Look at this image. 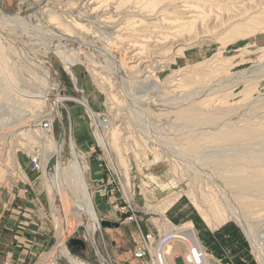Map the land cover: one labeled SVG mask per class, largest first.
<instances>
[{
	"label": "rangeland",
	"instance_id": "obj_1",
	"mask_svg": "<svg viewBox=\"0 0 264 264\" xmlns=\"http://www.w3.org/2000/svg\"><path fill=\"white\" fill-rule=\"evenodd\" d=\"M38 1L39 0H28V3H26L22 0H0V6L5 10L4 12L16 19L17 27L16 25L12 26V30H14V33H16V30L22 33H17L20 36H18L19 40L25 43L28 49L32 50V54L35 57L44 61L52 70L55 81L59 85L56 90V95L70 100L63 101V104L61 103V121L66 132L64 138L66 150L62 154L64 166H68L70 160L75 158L73 157L75 154L83 158L85 168L83 171L84 178L100 224L102 221L118 224V227L115 228L101 227L99 231L91 235L84 220L77 218L75 221L76 230L74 231L72 230L73 228L69 226L68 212L56 201L53 209L56 210L59 219V238L66 246L69 253L88 264H143L133 258V252L135 250L134 240L138 238L139 231L148 237V239L155 238L156 227L160 228L159 224L168 219L173 224L179 226L191 223L195 234L200 237L203 246H206V248L210 247L213 249V242L208 239L207 234L209 230L216 231L220 237V253L224 254L226 258L225 260L222 259L220 264H263L258 259L245 232L236 221L232 219L216 229H212L187 196L186 193L188 190L193 191V193L196 194L197 200L199 197V203H201L202 201L200 200L208 199L210 192L216 195L217 188L212 182L198 175L195 176L196 174H193L194 169H192V172H185V177L189 180L177 183V179L179 180L181 178L175 177L173 169H171L173 168V163L165 160V155L163 153L161 155L162 157L158 159L155 164L150 165L155 158L154 155L159 154V152L148 149V146L150 147L152 144H148L146 148L144 145L145 141L143 142L144 139L142 137L145 135L143 132L144 129L147 128L151 131L153 130L154 133L164 141L166 140L174 144V148H186L185 151L190 161L195 160L194 162L200 163L198 168L201 171H204V168L206 170L207 167V170L212 171L217 179L220 181L223 180L222 184L226 185L228 191L235 198L237 205H239L240 208L243 207V209H245L244 212L248 211L246 213H248L253 226L255 221L264 219V197L262 196V194L264 195V182L252 186L250 182L245 181L246 184L250 185V188H247L246 191H250V194L261 193L263 198L248 196V203L244 201L239 202L241 199L244 200V197L237 192L243 189L245 182L237 179H240L241 176H245V174L249 175L251 165L240 164V166L234 167L232 165L216 164L219 161L221 162V156H229L230 154H236L242 158L257 157V159L263 161L260 156L264 158V142H262L264 136L258 134V137L256 133L251 138H249L250 136L236 138L230 146L224 147L222 145L224 148L228 147L227 150H224L223 147V150H221L220 143L207 142V139L214 136L212 134H216L218 131H213L211 135L209 132L204 135H198L199 133H196V130H192L193 132L189 130L190 128L198 126L197 132H201L202 130L204 131L207 128H212L220 124L222 119H230L229 121L233 122L232 124L236 128L239 126V128H241V126L242 128L249 126L253 127L252 125L264 122V102H259L260 95H264V78H254L250 81V84L256 88L254 92H251V97L246 99L241 93L244 84L236 82V77L240 73H248L252 68L258 66L260 68V61L264 60V30L259 29L264 27L260 25L264 23V3H262V5H256L258 4L256 3V7L246 8L244 12L239 13L236 17H234V10H231L228 13L230 15L227 16L225 12L227 8L225 6L220 7V5H216L213 9L214 15H219V12L226 14H223V16L221 18L219 17L216 21L215 19H211L206 23L196 24L190 34H181L177 36L176 39L174 38V41H172L174 45L170 46L168 44L158 52H154L155 54L162 52L160 59H155L158 67L155 69V72H159V78L164 81L165 85L162 91L167 92L177 89V85L183 86V88L177 89L175 92L176 97L172 96L164 99L165 94L161 95L162 92L153 91L149 94L147 91V94L145 88L139 90L140 92L144 91V95L136 91H134V95H132L127 92L126 89L118 87V89L112 93L116 96L117 101H111L108 96V90H106L110 86H99L96 77L93 76L91 71H99L97 66L106 65L107 61L105 60L106 57L104 52H109L108 54L115 57L116 59H114L116 61L124 60V64L126 66L128 65L127 67L134 66L135 63H132L133 65L128 63L126 57L134 54L135 51L126 55L124 58L123 50L121 49L123 46L127 45V41L122 43L115 40L112 45L109 44L110 47H107L108 43L106 44V40L103 38H101V41L100 37L94 36L90 38L83 33H79L78 37L81 39H72L60 28H55L54 25H49L47 23L42 27V31H39L37 23L41 21L40 16L36 15L35 12H33L34 10H31V12L29 9L30 5ZM46 1L47 0H40L39 3L42 2L44 5L47 3ZM147 1H154L156 5L166 6L171 1L178 0H98V3L101 4L100 7L102 10H108L107 12L109 13L105 15L106 17L111 16V12L113 11L112 8L117 9L116 15L114 14L112 19H121V16L125 15L124 18L121 19L119 27L112 30V32H115L117 29L121 28L125 22L134 21L143 15H147V12L150 11L146 8ZM188 1L190 6H197V3H199V0ZM198 5L200 6V4ZM208 7L206 9H208ZM231 15L234 19L230 17ZM161 17L162 16H158L159 19L157 18L155 20H160ZM134 26L133 28L132 26L122 27V37H128V35L130 36L133 34L130 38L126 39L132 40L131 42L136 45L144 44V40L146 37L148 38L150 34H146V31H143V33L140 32L141 35L137 33L129 34L128 32H132L133 29L135 30L134 32H137L139 30H146L147 28H137V26ZM257 26L259 27L257 28ZM122 29L126 31H122ZM164 29H167V27ZM23 30L26 32L24 33ZM52 33L64 35L66 37L52 39ZM154 35L158 36L160 33ZM83 36L87 40H85ZM36 37L39 38L37 39ZM83 40L85 41L81 42ZM57 47L61 48L59 49ZM179 49L183 50L181 55L177 54ZM60 50L69 53L72 51L81 53L79 63L74 67L71 65L69 66L73 69V74L77 79V88L68 75L67 68L64 67L63 63L56 56V51ZM149 50L150 49L146 50L144 57H150L148 54ZM83 54L89 59L92 58L91 64H89V59L87 60L84 58ZM145 59L150 60L147 58ZM93 65L96 67H93ZM179 70L181 71L179 72ZM261 72L264 74V70ZM22 74V76L27 79V75L25 73ZM172 74L175 75L173 76ZM169 75L172 76L170 79L167 78ZM173 84H175V88H168V86H172ZM5 85H8L6 91H4ZM135 89L137 88L135 87ZM9 92L11 94L13 93L12 87L7 83L3 74L0 73V112L6 113L4 110L7 107L5 106L9 103H13V100L10 101L8 99ZM178 96L181 98L178 99ZM84 98L89 101L90 108L98 113L101 119L111 121V126L119 130L120 135H118V142L122 156L126 159L127 169L121 163L115 149L113 150V143L110 139L111 136L107 133L109 130H98L100 133L99 135L103 138L104 146L98 143L96 136L94 137L96 130L93 127V121L87 116L88 110L83 105ZM175 99L176 101L174 102ZM202 101L205 103L202 108L209 110L211 113L210 115L214 113V115L211 116L212 120H206L204 116L201 115L195 120L186 121L185 119L177 117L178 108L175 107L176 110L172 108L175 103L182 104L185 102V107L194 106L199 109L201 107L199 103ZM109 103H112V105H109ZM20 104L15 106L19 107ZM251 104H253L255 108L253 105L251 106ZM2 105L4 110L2 109ZM131 108H133L135 114L130 113L132 112ZM8 109L10 108L8 107ZM31 109L35 114L42 115L39 108ZM143 110L145 112L146 110L148 111V114L146 113L147 116L142 113ZM132 115H134L137 120L133 118L134 116ZM43 118L45 117H42L40 120ZM54 119V128L51 135L54 137L56 143H58L62 138L63 126L58 118ZM182 127H186L185 129L187 132L184 129V131L182 130L181 132L178 131L175 133L176 130H180ZM25 129H27V127H23L19 130ZM230 129L231 128L228 130ZM13 133L16 134L17 132H12V129L8 130L6 135L10 136L6 139L4 144H0V202L1 199L5 205L14 202L12 193L22 185V181L25 182L28 179L35 181L37 191L45 202L47 210L45 218L43 219L45 224L44 227L49 229V233L47 232V239L44 241H39L38 237L34 235L32 256L30 255L26 260L23 256L20 258L18 257L19 262L15 264H68L66 259L60 256L58 257L56 254L54 256L49 255L47 260H44L45 255L52 251L57 240V221L54 219L52 207H50L51 196L45 185L43 171L41 168L42 174L31 171L27 153L24 152L22 147L20 148L22 143L25 142L13 136ZM260 136L263 138L261 139ZM201 139L204 141L201 142ZM193 143H200V145L198 147L194 146L196 148L192 149L191 144ZM34 150L40 153L38 148ZM167 150H169V148H167ZM135 153L138 155L135 156ZM194 153H197L195 159L192 156ZM5 165L7 166L5 167ZM105 165L117 168L120 175L119 181L115 178L113 171L109 172L106 170L104 167ZM196 167L197 165H195L194 168ZM238 167L242 168L237 170ZM242 170H245V173ZM208 171L204 172L206 173ZM247 171L249 174H247ZM221 176H230L233 181H230V179H228L229 177L227 178L228 180H224ZM185 177H182V179H185ZM239 186H241V188ZM123 195H127L128 200L123 199ZM178 195H180L178 201L165 210L163 216L159 213L160 211L157 212L161 209V206L163 207L165 201L171 200ZM155 208L156 210L154 211ZM202 208H206L203 202ZM243 209L241 208V210ZM129 217H132V220L127 219ZM256 226L257 225H255V227ZM76 240L81 241L83 246L81 247L79 244L73 243V241ZM99 243L105 245L106 262L101 260L103 253ZM5 254H7V259L12 260L13 252ZM211 255L212 253L207 252V264H210ZM171 258V261L175 259V264H183L179 259L175 257Z\"/></svg>",
	"mask_w": 264,
	"mask_h": 264
},
{
	"label": "bare ground",
	"instance_id": "obj_2",
	"mask_svg": "<svg viewBox=\"0 0 264 264\" xmlns=\"http://www.w3.org/2000/svg\"><path fill=\"white\" fill-rule=\"evenodd\" d=\"M22 1L28 3V0H22ZM39 1L29 6L30 11L34 10L33 12H35L36 15L40 16L41 21L37 23L39 27L37 28L39 31H42V27L45 25V23H47L49 25H54L55 28L56 27L58 29L60 28L61 30L65 32L67 36H69V38H72V39L74 38L79 39L80 38L78 37L79 33L81 34L83 33L87 37H90V38H93L94 36L100 37V39L103 38L104 40H106L105 41L106 44L108 43L107 47H110L109 44L112 45L115 40L122 42V43L127 41L128 42L126 43L127 45L123 46V48L121 49L123 50L122 52L124 54L123 56L124 58L126 57V55H129L135 51L134 54L126 57V60H128V63H131V64L135 63L134 66L127 67L128 65L126 66L124 64V60L116 61L115 57H113L111 54H108L109 52H104L105 57H106L105 60L107 61L106 65L97 66L99 68V71H95V70L91 71L93 73V76L96 77L99 86H102V87L105 85L110 86L106 90H108V96L111 101L116 100V96L112 93L113 91L118 89V87H121L122 89L123 88L126 89V91L131 93L132 95H134L133 94L134 91L140 92L139 91L140 89L145 88L146 93L148 91L149 94L150 92L152 93L153 91L154 92L159 91V93L162 92L161 95L162 94L166 95V96L164 95V99L170 98L172 96L176 97L175 92L177 91V89L183 88V86L177 85V89L169 90L167 92L162 91L163 88H165L164 81H162L159 78L160 77L158 74L159 72L158 73L155 72V69L158 68L155 59H160L162 52L157 53V54H155L154 52L155 51L158 52L160 49H162L164 46L168 44L170 46L174 45L172 42L174 41V38L176 39V37L180 36L181 34L182 35L190 34L193 31L196 24L206 23L210 21L211 19H215L216 21L218 20L219 17L221 18L223 14H226V13H227V16H229L230 14L228 13L231 10L235 11L234 12L235 15L234 14L232 15L236 17L239 13L244 12L246 8H251L254 6L256 7V5H262V3H264V0H199V3H197V6H193V5L190 6L188 0L187 1L178 0V1H171L166 6H159V5L154 4V1H149V2L147 1L146 8L150 10L147 12V15H143L142 17H139L141 19L138 18L137 20H134V21L131 20V21L125 22L124 25L122 26V27L132 26L133 28V26L135 25L137 26V28L138 27L147 28L146 30H139L137 32H134L135 30L133 29L132 32H128L129 34L137 33L141 35L143 31H146V34H150V36L148 35L149 37L148 38L146 37V39L144 40L145 41L143 42L144 44L136 45L135 43L131 42L132 40L126 39V38H130V36L133 34H131L130 36L127 34L128 37H122L121 35L122 27L117 29L115 32H112L114 28L119 27V23L121 19L124 18L125 16V15H122L121 19L119 18L112 19V16L114 17V14L116 15V10H117L116 8H112L113 11L111 12V16L106 17L105 15L109 12H107L108 11L107 9L105 10L101 9L100 7L101 4L98 3V0H50V1L47 0L46 1L47 3H45L44 5L42 2L39 3ZM198 4H200V6ZM216 5H220V7L225 6L227 8L225 10L226 13L222 14L221 12H219L220 16L214 15L213 9L215 8ZM207 7L208 9H206ZM4 11L5 10H3L2 7L0 6V73L3 74V77L6 79L7 83H9L10 86L12 87L13 93L11 94L9 92L8 99L10 101L13 100V103L7 104V106H5L7 107L5 110L2 105V109L6 113L0 112V144H4L6 139L10 136V135H6V132L12 129V132H17L16 134L13 133L14 134L13 136L18 137L20 140L25 142V143H22V146H20V148L22 147L24 152L27 153V155H30L31 153H34V152H38L34 150L35 148H38L40 150V154H39L40 158H39L38 164L41 170L43 171L45 185L51 196L50 207H52V211H53L52 215L54 216V219L57 221V232H56L57 240H56L54 247L52 248V251L45 255L44 260L46 261L49 255L54 256L56 254V256L58 257L60 256L66 259L68 264H88L72 256L67 250L66 246L63 244L62 240L59 238L60 237L59 230H58L60 228L59 219H58L56 210L53 209L55 202L58 201L61 204L62 208L66 212H68L69 226L72 227L73 228L72 230L74 231L76 230L75 221L77 218H81L84 220L89 230V233L91 235H94L102 227L100 224V220L97 216L95 206L93 202L91 201L90 192L87 189V183L85 181L84 173H83L85 169L83 158L75 154V156H73L75 158L70 160L68 166H64V163L62 162V154L66 150L65 149V139H64L65 135L62 136L60 142L56 143L54 137L51 135L53 130L51 132L48 130L49 134H46V132L42 133V131L38 127L39 121L42 117L52 119V116H53L54 118H58L59 120H61V115H62L61 109H62V104H63L62 102L70 101V100H66L65 98H61L56 95V90L59 87V85L55 81V77H54L52 70L49 68V66L46 65L44 61L35 57L32 54V50L28 49L26 44L19 40L20 36L17 33H20V34L22 33L17 30H16V33H14L13 32L14 30H12V26H15L17 24L16 19L14 17H11ZM232 15L230 16L231 18L233 17ZM158 16H162L161 19L155 20L158 18ZM234 17L232 19H234ZM260 25L264 26V23ZM163 27L164 28L167 27V29H164ZM258 27L259 26H257V28ZM22 28H19V29H22ZM259 29L264 30V27L259 28ZM123 30L125 29H122V31ZM23 32L25 33L26 31L23 30ZM159 33L160 35L158 36L154 35V34H159ZM44 37H41V38H44ZM51 37L52 39L53 38L61 39L62 37L65 38L66 36L64 35L62 36L59 34L57 35V34L52 33ZM140 39L143 40L142 38ZM85 40L81 42H84ZM148 49H150L148 54L150 55L151 58L149 56L144 57V54L146 50ZM182 51H183L182 49H179L177 51L178 52L177 54L181 55ZM56 56L63 63L64 67L67 68L66 69L67 73L71 77L76 87L78 82H77L75 75L73 74V69L70 68L69 66L71 65L74 67L77 65V63H79L81 59L80 58L81 53L80 52L76 53L74 51L69 53L67 51L60 50V51H56ZM83 56L87 60L89 59L84 54ZM145 58L150 59V60H146ZM91 59H89L90 61V63L88 62L89 64H91L92 62ZM260 65H261L260 68L259 66L252 68L250 72L240 73L236 77V82L244 84V88L241 93L245 99L248 97H251L250 96L251 92L252 91L254 92L256 88L252 86V84H250V81H252L254 78H264V74H262L261 72L262 70H264V60L260 61ZM158 66H159V63H158ZM93 67H96V66L93 65ZM181 70H184V69H181ZM181 70H179V72ZM22 73H25L27 75V79L22 76L23 75ZM171 77L172 76L170 75L167 76L168 79H170ZM7 87L8 85L7 86L5 85L4 91H6ZM135 87L137 89H135ZM171 87L175 88V84H173L172 86H168V88H171ZM143 92H140V93H143ZM144 94L145 93H143V95ZM177 98L180 99L181 97L178 96ZM259 99H260L259 101L260 103L264 102V95H260ZM156 101H159V100H156ZM175 101L176 99L174 100V102ZM83 103H84L83 105L85 106V108H87L89 113H92V112L94 113L93 118L96 123L94 124L96 126L94 137L96 136L98 143L101 144V146H104L103 138L99 135L100 133L98 132V130L99 131L104 130V129L109 130L107 133L110 134L111 136L110 139L113 143V150L115 149V151L117 152L120 158L121 163L126 168L127 162L124 156H122L121 148L118 142V135H120L119 130L114 126H111L112 124L111 121L99 118L98 113H96L90 108L89 101L87 99L84 98ZM179 103H175L172 107L174 109L175 107L178 108L177 117L181 119H185L186 121H192L202 115L204 116V119L212 120L211 116H213L214 113H212L213 115H210L211 113L209 112V110L202 108L205 105L204 101L199 103V105L201 106L199 109L195 108L194 106L191 107L190 105H189L190 107H185L184 106L186 105L185 102L182 103L183 105ZM17 104H20V106L16 107L15 105ZM109 105H112V103H109ZM252 105L253 104H251V106ZM8 107L10 109H8ZM31 108H39L41 110L40 113L42 115L35 114ZM131 109H132V112H130L131 110L129 112L134 113L133 108ZM0 111H1V107H0ZM142 113L148 114V111L146 110L145 112L143 110ZM133 118H135V116ZM135 119L137 120V118ZM229 120L230 119H224V120L222 119L220 124L212 128H207L204 131L202 130L201 132H197L198 126L190 128L189 130L190 132H193L192 130H196V133H199L198 135H204V134H207L208 132L211 135L213 131H218V133L216 134L213 133L212 135L214 136L209 137L207 139V142L216 143V144L220 143L221 150H223L222 149L223 146L224 147L230 146L233 143V140L236 138H242V137L245 138V136H250L249 138H251L256 133H257L256 136H258V134L264 136V122H259L258 124L255 123L256 125L251 124L253 127L243 126L244 128H242L241 126V128H239L240 127L239 126L238 128H236L235 126H233L232 124L233 122ZM23 127L25 128L27 127V129L20 131L19 129ZM182 128L180 130H176L175 133L178 131L181 132L182 130L184 131L186 127L183 129ZM229 128L231 129L228 130ZM143 129H144V126H143ZM152 131L147 128L144 129L143 132L145 135H143L142 137L144 139L143 142L145 141L144 145L146 148L148 144H152L150 147L148 146V149L159 152V154L154 155L155 158L150 163V165L155 164V162H157L158 159L162 157L161 155L163 153L165 155L164 159L169 161L170 163L171 162L173 163L172 164L173 168L171 169H173V174L175 175V177L181 178L179 180L177 179V181L175 180L177 183L183 182L184 180H189L187 177H185V172L186 173L188 171L192 172V169H194L193 174H196L195 176L198 175L199 177L206 178V180H209L210 182H212V184L217 188V193L215 195V193L210 192L208 199L205 197L207 199V200L205 199L206 201L203 199L204 197L201 198L203 200H200V201H202L203 204L206 205L205 209L202 208V202L199 203V197L197 200V197L195 196L196 194H194L193 191L188 190V192L187 193L185 192V193L187 194L189 199L193 202L195 207L200 211L202 217L206 220L207 224L212 229H216L217 227L223 225L229 220L233 219L234 221H236L241 226L246 236L248 237L254 251L257 254L258 259L264 264V219L258 220L255 222L253 221L254 226L252 225L253 223L252 221H250L248 213H246L248 211L244 212L245 209H243V207H241L243 209L241 210L240 206L237 205L235 198L228 191L226 185L222 184V181H223L222 179L224 180L230 179V181H233V179L230 178V176H228L229 178L227 176H224V177L221 176L222 181H220L219 179H217L216 175L212 171L207 170V167H206V170L204 168V171H208V172L205 173L204 171H201L198 168L200 163L198 164L194 162L195 160L190 161V158L188 157V154L185 151L186 148L176 149L174 148L175 147L174 144L166 140L165 142L156 133H154V131L153 132ZM262 138L263 137H261V139ZM200 141L202 142L204 140L201 139ZM262 142H264V140ZM199 145L200 143H193L191 144V147L192 149H195ZM167 148H169V150H167ZM227 148H224V150H227ZM196 154L197 153H194L192 155L194 159L196 158ZM136 155L138 154L135 153V156ZM221 157H222L221 162L219 161L218 163H216L217 165L224 164V165H232L234 167H237L238 165L240 166V164H243V165L250 164L251 165V169L249 170L250 174L247 171L248 172L247 174L249 175L245 174V176H241L240 179H237V180H241L243 182L245 181L250 182L251 183L250 185L252 186L254 184H260L264 182V158L262 156L260 157L263 159V161L260 159H257V157L242 158L240 156H237L236 154H232V155L230 154L229 156L227 155V156H221ZM195 165H197L196 168H194ZM6 166L7 165H5V167ZM241 168L242 167H238V169L237 168L235 169L240 170ZM245 169H246V166H245ZM242 171H244L245 173V170H242ZM182 177L183 178L185 177V179H182ZM243 182H240V183H243ZM244 184L245 185H243V189H240V191L237 192L238 194L243 195L244 197L243 198L244 200L241 199L239 201L237 199L239 202L244 201L248 203L249 201L248 196H252L254 198L264 197L263 194H262L263 197L261 196V193L250 194L249 193L250 191L249 192L246 191L247 188H250V185L246 184V182ZM239 187L241 188V186ZM145 192H148V191H145ZM179 198H180V195L173 197L171 200L165 201L163 207L161 206V209H159L157 212L160 211L159 213L162 214L163 216V213H165V210H167L174 203H176ZM155 210L156 208L154 209V211ZM164 221H168L167 223L170 224V221L168 219ZM255 225L257 226L255 227ZM184 228H189L190 231L192 230V232L195 233L194 228L192 227L191 223L184 225ZM187 234H190V232H187ZM100 249L103 253L101 260L106 262L105 245L100 244ZM206 262H208V260H206L205 263Z\"/></svg>",
	"mask_w": 264,
	"mask_h": 264
},
{
	"label": "crops",
	"instance_id": "obj_3",
	"mask_svg": "<svg viewBox=\"0 0 264 264\" xmlns=\"http://www.w3.org/2000/svg\"><path fill=\"white\" fill-rule=\"evenodd\" d=\"M32 171V170H31ZM35 172V171H32ZM4 194V192H3ZM13 194L14 202L8 205L0 202V264L7 259V254L13 252L12 260L18 263V257H24L26 260L33 251V237L36 235L39 241L47 239L49 229L44 227L46 214L45 202L37 191L35 181L30 179L22 181ZM199 241L200 237L197 235ZM207 237L213 242V249L204 247V250L212 253L210 264H220L222 259H226L224 254L220 253V237L216 231L209 230ZM30 242V244H29ZM185 249L179 244H174L172 257L181 261L185 257ZM169 260V264H175V261ZM10 260V261H12Z\"/></svg>",
	"mask_w": 264,
	"mask_h": 264
},
{
	"label": "built area",
	"instance_id": "obj_4",
	"mask_svg": "<svg viewBox=\"0 0 264 264\" xmlns=\"http://www.w3.org/2000/svg\"><path fill=\"white\" fill-rule=\"evenodd\" d=\"M87 116L93 121V124H95L93 120L94 113L87 112ZM98 117L100 118L99 115ZM54 121L55 119L53 116L52 119L44 118L39 121L38 127L42 133H49L48 130L51 132L54 128ZM93 127L96 128L95 125ZM39 154V152H34L27 155V157L31 170L38 171L42 174L38 164L40 158ZM104 167L109 172L113 171L115 178L119 181L120 175L116 167L110 165H105ZM123 199L128 200L127 195H123ZM127 219L132 220V217ZM167 222L168 221H163L159 224L160 228L156 227V237L153 239H148V237L139 231L138 238L134 240L135 250L133 252V258L143 264H169V260L172 257L171 253L173 246L174 244H179L183 246L186 252L185 257L183 259L181 258L183 264H204L207 254L197 235H195L192 230L190 231L189 228H184L185 224L179 226L171 222L168 224ZM187 232H190V234H187ZM177 258L180 257H176V259ZM1 264L15 263L10 260H4Z\"/></svg>",
	"mask_w": 264,
	"mask_h": 264
},
{
	"label": "water",
	"instance_id": "obj_5",
	"mask_svg": "<svg viewBox=\"0 0 264 264\" xmlns=\"http://www.w3.org/2000/svg\"><path fill=\"white\" fill-rule=\"evenodd\" d=\"M60 122L62 124V121L61 120H60ZM62 126H63V124H62ZM63 135H66L64 126H63V134H62V136ZM101 226L102 227H114L115 228V227H118V224L102 221L101 222ZM73 243L79 244V246H81V247L83 246V243L81 241H78V240L73 241Z\"/></svg>",
	"mask_w": 264,
	"mask_h": 264
}]
</instances>
